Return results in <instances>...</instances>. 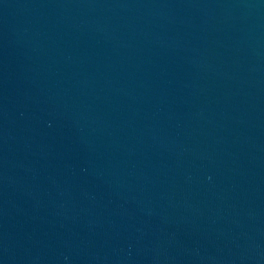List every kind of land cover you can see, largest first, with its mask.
Returning a JSON list of instances; mask_svg holds the SVG:
<instances>
[{
  "label": "water",
  "instance_id": "95a60500",
  "mask_svg": "<svg viewBox=\"0 0 264 264\" xmlns=\"http://www.w3.org/2000/svg\"><path fill=\"white\" fill-rule=\"evenodd\" d=\"M0 264H264V0H0Z\"/></svg>",
  "mask_w": 264,
  "mask_h": 264
}]
</instances>
